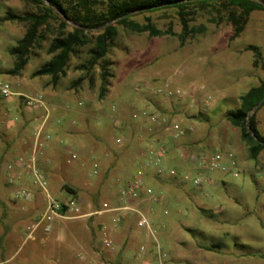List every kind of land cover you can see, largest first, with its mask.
Returning a JSON list of instances; mask_svg holds the SVG:
<instances>
[{
	"label": "rangeland",
	"instance_id": "374dc122",
	"mask_svg": "<svg viewBox=\"0 0 264 264\" xmlns=\"http://www.w3.org/2000/svg\"><path fill=\"white\" fill-rule=\"evenodd\" d=\"M28 11L34 8L24 1L0 0V18L6 12L23 15ZM186 11V32L175 8L131 15L138 24L150 19L155 28L165 31L163 35L149 36L117 26L105 57L112 76L102 99L98 97L99 68L86 71L82 67L91 44L76 49L55 83L48 76H33L50 57L49 42L60 32V21L50 20L40 27L24 69L12 74L14 57L9 50L25 34L27 23L0 21V80L9 82L18 93L10 99L0 96V156L14 151L16 157L22 149H32L41 128L36 161L48 178L49 190L65 199L70 196L66 186L72 188L80 213L87 214L57 219L51 233L36 230L34 238H28V227L42 206L38 191L16 168L15 179L6 178L0 188V198L15 211L26 207L28 212L11 216L14 238L20 243L13 240L12 250L0 255V262L105 264L110 259L116 263L117 247L135 237L131 230L137 215L123 211L121 223L114 224L111 213L94 212L103 203L120 204L122 186L140 168L145 185L154 194L123 204L141 212L152 224L159 217L182 226L183 235L192 241L182 244V254L197 258L183 259L182 264H264V151L257 159L248 158L238 129L226 120L243 93L264 83V10L252 12L238 35L233 33L226 7L211 4ZM67 23L66 31L73 26ZM97 31L92 29V35ZM249 45L261 51V64H254ZM35 96L41 97L43 106L26 107L25 97ZM262 103L254 112L264 136ZM135 112L156 114L159 123L149 132L147 117L133 116ZM173 122L182 126V134L172 129ZM154 139L173 144V150L167 144L163 157L173 164L164 169L174 167L181 170L179 175L157 178L154 169L138 157V150ZM69 153L77 158L66 164ZM198 154L207 160L203 171H193L195 164L189 160ZM213 154L221 155L215 166L209 161ZM197 177L199 186L192 182ZM19 188L30 191L31 201L15 198ZM163 192L170 194L166 200ZM161 200L166 202L154 212L152 203ZM104 234L113 241V248L103 247Z\"/></svg>",
	"mask_w": 264,
	"mask_h": 264
},
{
	"label": "trees",
	"instance_id": "16d2710c",
	"mask_svg": "<svg viewBox=\"0 0 264 264\" xmlns=\"http://www.w3.org/2000/svg\"><path fill=\"white\" fill-rule=\"evenodd\" d=\"M30 4L34 11L17 15L11 12L0 18V21H19L27 23V29L22 38L17 40L9 52L14 57L10 73L17 74L24 69L32 48L39 37L41 26L49 24L50 20L60 21V32L49 42L48 60L43 63L33 76H48L55 83L65 72V68L79 47L91 44L87 50V59L82 67L86 71L99 68L98 97L102 99L110 85L108 63L105 61L111 42L117 35V26L127 31L147 33L149 36H159L165 31L155 28L150 19L146 23L138 24L131 19L133 13L153 12L162 9L175 8L179 15L183 32L188 30L187 9L191 7L203 9L204 7L220 5L229 12L228 21L233 26L234 35H238L244 28L249 15L254 11L264 10V0H21ZM73 26L66 31L67 22ZM99 28L95 35L91 30ZM182 39V36H181ZM248 49L254 55V64L262 63V54L257 46L249 45ZM82 81V77L77 83ZM264 95V83L251 87L239 98V106L229 110L226 120L239 131V138L246 146L247 157L257 159L264 151V136L261 135L256 121L255 112L248 114ZM261 103L260 105H262ZM155 145H162L163 140H152ZM140 151V149L138 150ZM168 149H166V152ZM139 155V153H137ZM174 168V167H172ZM177 175L181 170L174 168ZM175 175V176H177ZM166 176V177H165ZM157 176V178L171 179L175 176ZM66 190L73 199H77L76 191L66 186ZM121 221V220H120ZM119 221L118 224L121 222Z\"/></svg>",
	"mask_w": 264,
	"mask_h": 264
},
{
	"label": "built area",
	"instance_id": "2783aa9c",
	"mask_svg": "<svg viewBox=\"0 0 264 264\" xmlns=\"http://www.w3.org/2000/svg\"><path fill=\"white\" fill-rule=\"evenodd\" d=\"M18 93L13 89L12 85L4 80H0V96L6 99L17 96ZM24 103L28 108L42 107L43 101L40 96L35 97H25ZM133 116H143L147 117L150 126H148L147 131L151 132L152 126L159 123V117L156 114H151L147 112L137 113L135 112ZM172 129L178 134H182V126L177 122L171 124ZM41 132V128L36 132L34 139V144L32 149L28 154H18L13 158L11 162L7 164V170L10 172H15L16 168L21 170L23 174L28 177L31 187L38 191L40 196L41 203V212L36 217L33 218V222L30 225L28 238L33 239V234L36 230H41L44 234H49L54 228V223L57 219H68L72 217H84L87 214L80 213L79 201L78 199H73L71 196H68L65 199H58L53 196L49 190V182L47 176L38 168L36 161V146L39 143L38 138ZM116 143H121V138L117 137L115 139ZM166 144L155 145L151 142L150 145H147L145 148L138 151V157L144 162L143 164L146 167H152L157 176H175L177 171L174 168L168 170L164 169L163 166V157L166 153ZM182 156V155H181ZM77 158L75 153H69V156L66 158L65 163L70 164ZM194 161H191L192 159ZM221 159L220 154H213L210 156L209 161L211 166H215ZM190 162L195 164L196 171L205 170L207 160L203 154L191 155L189 156ZM93 173H97V169L93 170ZM17 175L9 176V181H13ZM195 186L201 184V179L199 177L192 180ZM154 193L149 186H146L144 183V174L140 168L130 176L125 184L120 190V199L121 202L118 205L110 206L107 203H103L100 211L94 212L101 214L103 212L111 213L112 221L114 224H118L122 218L123 211H133L136 215V226L140 229H149L150 220L145 217L138 210L128 207L123 204V201L134 200L141 196H152ZM15 198L29 202L33 198V195L27 189H16L14 192ZM102 245L105 248H113V241L107 237L105 234L102 237ZM146 253V247L144 245L139 246L137 257H141Z\"/></svg>",
	"mask_w": 264,
	"mask_h": 264
},
{
	"label": "crops",
	"instance_id": "0c3cea01",
	"mask_svg": "<svg viewBox=\"0 0 264 264\" xmlns=\"http://www.w3.org/2000/svg\"><path fill=\"white\" fill-rule=\"evenodd\" d=\"M26 144L27 143L24 142L22 143V145H25V147L27 146ZM165 144L166 147L167 144L171 145L170 149L173 150V144H171L170 142H167ZM30 149L31 148L27 150L22 149L21 153L28 154L30 152ZM15 153L16 152L14 151H9L6 154L0 156V188H3V186H5L6 178L18 174L16 171L10 172L7 170V164L13 160V158L15 157ZM162 163L165 167H169L171 164H173L171 163V160L168 161V158L166 160H164L163 158ZM196 170L197 168H195V170L193 171ZM163 193H165L164 199L166 200V198L170 196V194L166 192ZM1 196H3L2 191H0V197ZM165 200H161L159 203H152L153 211L156 212L159 206L158 204H163ZM27 212L28 211L26 207H23L22 209L18 208V210L16 209L15 211L14 208L10 205V203H8V201L5 202V200L0 198V255L4 254V256H6L12 250L11 242L15 239L19 240L17 238H14L15 226L10 221L11 216L15 215L16 213L26 214ZM158 218L157 221L155 220V224H152L150 221L149 229H140L136 226V224H134V230L132 229L131 233L134 232L135 237L130 238L127 241L124 240L122 242V245L119 247L116 246L117 249L114 255L116 263L119 262L120 264H182V260L187 258L196 261L197 258L194 257V255L186 256L182 254V244L192 243V241L189 239V236L183 235L182 226L176 225L174 223V220ZM131 239H133L132 245L129 243ZM45 240H47V238ZM40 241L43 242L44 238H42ZM17 242L20 243V240ZM141 245H144L146 247V253L141 257H137L136 255L138 253L139 246ZM168 248L169 250H166ZM10 260V258L6 259L7 262H9ZM3 261L0 262V264H3ZM111 263L113 262L110 259H106L105 264Z\"/></svg>",
	"mask_w": 264,
	"mask_h": 264
},
{
	"label": "water",
	"instance_id": "95a60500",
	"mask_svg": "<svg viewBox=\"0 0 264 264\" xmlns=\"http://www.w3.org/2000/svg\"><path fill=\"white\" fill-rule=\"evenodd\" d=\"M263 100H264V95H263L262 98L259 100V102L255 105V107H253V108L251 109V111H250L248 114H251L252 112H254V111L257 109V107L263 102ZM260 143L264 145V141H261Z\"/></svg>",
	"mask_w": 264,
	"mask_h": 264
}]
</instances>
